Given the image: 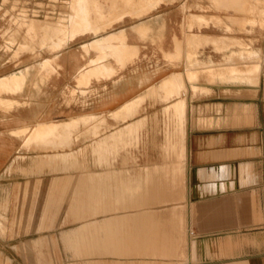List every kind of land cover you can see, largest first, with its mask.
<instances>
[{
	"label": "crops",
	"instance_id": "obj_1",
	"mask_svg": "<svg viewBox=\"0 0 264 264\" xmlns=\"http://www.w3.org/2000/svg\"><path fill=\"white\" fill-rule=\"evenodd\" d=\"M106 1L112 11L86 0L91 29L76 36L93 35L63 49L49 79L0 65V90L22 88L0 95L21 105L0 108V264H264V64L247 60L250 46L237 65L234 35L182 34L201 15L186 1L99 34L162 2ZM92 59L112 74L79 86ZM66 121L86 124L77 140ZM71 140L79 148L30 151Z\"/></svg>",
	"mask_w": 264,
	"mask_h": 264
},
{
	"label": "rangeland",
	"instance_id": "obj_2",
	"mask_svg": "<svg viewBox=\"0 0 264 264\" xmlns=\"http://www.w3.org/2000/svg\"><path fill=\"white\" fill-rule=\"evenodd\" d=\"M184 1L191 5V8L189 10L192 11L189 14H191L192 12L193 14H195L194 12H200L201 15H190L191 18L196 19L197 23L195 22L190 28H187L185 26L182 34L185 35L184 32L186 31L198 32L204 35L209 34L215 37L214 40H217L219 37L225 35H234L237 37L236 46H233V48H235L237 51V65H239L240 62H244L246 60L245 58H241L240 56L244 55L245 49H249L250 46L254 52L251 53L252 58H247V60H253V62L261 61L264 64V0H242L241 3L239 0H235L232 5L233 8L230 10L214 8V6L219 7L220 4L224 5L223 0H177L176 2H166L165 0H162L161 3L154 5L148 12L141 16H136L129 13L122 14V16L114 19L112 24L106 30L99 34H108L110 32L117 33L120 29L118 31H115L114 29L121 26L117 23L123 22L125 18L132 19L130 21L140 20L137 25L144 24L146 22L141 20L142 18H151L163 14L169 10H175L174 8L179 7V5L181 4L180 2ZM102 4L104 7L108 6V10L112 11L113 5H111L109 2H107L106 0H102ZM162 5L167 6L163 7L165 9L159 8ZM94 8L95 13L100 16L102 12L98 7ZM83 13L86 18L90 13L86 6V0H2V2L0 3V65L6 63L7 66H11L12 68H14V70L26 65L22 69L14 71L16 72V74L22 73L25 76V81H29L30 77H34L36 75H38L41 81L49 79L53 74L57 73V68H60L52 62L54 59H58L59 53L63 49H72V41H75L76 39L85 35H93L91 33H88L85 35L76 36L77 34H83L84 32L91 29V27H88L84 24L86 20L80 19ZM181 16L183 17V13H180V17ZM228 16H232L231 25L228 24V21L224 19V17ZM72 18L78 19L77 22L82 24L72 25ZM73 23H75V20H73ZM125 24H127V22ZM137 25L133 27L135 31ZM150 30L144 36L139 35L140 38H147ZM202 39L203 41L201 42L199 48H202V50L205 49L206 51L212 49L217 52L212 45V41H207L203 37ZM244 40L251 43L247 44L246 47ZM152 41L153 43L155 42L154 40ZM87 45L88 44L82 45V49L85 52L88 53L90 50H95L98 51L99 55V50ZM173 45L174 43L172 40V49L166 51L170 53L173 50ZM220 49L223 50L226 48L221 45ZM206 53L209 54L208 52ZM155 55L158 56L157 54ZM258 56H261V58H258ZM163 57L165 58V56ZM46 59H49L51 61L48 66H43V62ZM165 59L168 61L171 60L168 57ZM212 59L216 64H218L217 62L221 60V58L217 57ZM89 64H94L93 67L85 71L87 74H89V80L80 83L77 81L79 86L88 84L92 78H98L100 76L105 77L112 74H106L102 70L97 69V67H95L96 63L94 59H92ZM179 65L180 64H176L175 66L178 67ZM50 68L55 69L54 71H49ZM32 71H35L36 75H32ZM82 71L84 70H81L80 73ZM166 87L167 84H164V79L159 83L158 86H156L158 92H161L162 94L166 93ZM21 91L22 88L20 89V87L11 90H0V95H13L18 94ZM69 93L71 95L70 97L68 96ZM148 95L150 94L148 93ZM151 96L156 95L152 94ZM163 97L164 95L161 96V98ZM65 99L66 102L71 103V105L72 101H75L72 97V88L70 89L68 87L66 89V93H64V101ZM144 99L145 98H143L142 96L140 101L143 102ZM140 101L137 102L138 108L133 107V110L135 109V112H137L140 107ZM19 103L20 102L15 101L11 105V102L10 104L9 102H0V108H17L21 106L19 105ZM165 109L166 108L164 107V112ZM129 112H131V110H129ZM78 118L81 119V117ZM61 123L68 124L67 127L68 129H72L74 131L73 135L75 136L73 137H75L76 140L80 136L78 132V125H86L83 121H66ZM76 125L78 129L76 128ZM77 146L78 141L73 143L71 140L70 145L66 147L62 146L57 148H42L33 146L30 148V151H35L40 154V152L46 153L53 150H75L79 148ZM17 149H19V147H16L15 150ZM17 155H21V151H19V153L17 154L14 153L12 159ZM70 155L71 154H67L66 156L70 157ZM77 156L79 158L78 161L82 160V158L84 157V153L82 155L77 154ZM89 156L90 154L87 153V157ZM69 159L72 160V156ZM28 160H31V158L25 157L24 159H17L15 160V162H25ZM12 171L16 172V170ZM3 220L5 221L4 218Z\"/></svg>",
	"mask_w": 264,
	"mask_h": 264
},
{
	"label": "bare ground",
	"instance_id": "obj_3",
	"mask_svg": "<svg viewBox=\"0 0 264 264\" xmlns=\"http://www.w3.org/2000/svg\"><path fill=\"white\" fill-rule=\"evenodd\" d=\"M223 1H225V2H227V0H223ZM229 2L231 1V0H228ZM244 1V0H243ZM246 2V1H245ZM81 18H86V16H84V13L82 14V17Z\"/></svg>",
	"mask_w": 264,
	"mask_h": 264
}]
</instances>
